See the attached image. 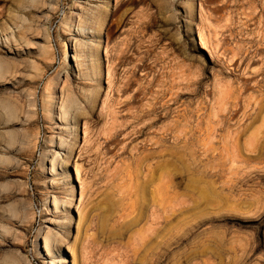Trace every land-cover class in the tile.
<instances>
[{
    "label": "rangeland",
    "instance_id": "374dc122",
    "mask_svg": "<svg viewBox=\"0 0 264 264\" xmlns=\"http://www.w3.org/2000/svg\"><path fill=\"white\" fill-rule=\"evenodd\" d=\"M0 264H264V0H0Z\"/></svg>",
    "mask_w": 264,
    "mask_h": 264
},
{
    "label": "bare ground",
    "instance_id": "6f19581e",
    "mask_svg": "<svg viewBox=\"0 0 264 264\" xmlns=\"http://www.w3.org/2000/svg\"><path fill=\"white\" fill-rule=\"evenodd\" d=\"M73 196H74V194H73ZM72 199H74V198L72 197Z\"/></svg>",
    "mask_w": 264,
    "mask_h": 264
}]
</instances>
